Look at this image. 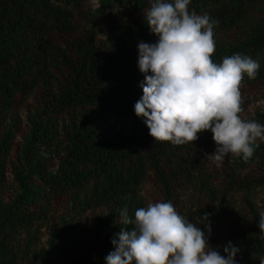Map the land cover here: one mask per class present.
I'll use <instances>...</instances> for the list:
<instances>
[{
  "label": "trees",
  "instance_id": "16d2710c",
  "mask_svg": "<svg viewBox=\"0 0 264 264\" xmlns=\"http://www.w3.org/2000/svg\"><path fill=\"white\" fill-rule=\"evenodd\" d=\"M98 1L0 0V264H107L112 241L132 227L120 212L134 220L148 204L147 181L214 250L226 256L231 242L236 264H260L264 141L248 162L231 156L219 167L207 157L211 131L185 145L155 141L135 113L138 44L158 41L144 17L150 0ZM189 9L218 22L214 63L241 54L260 64L256 79L245 75L240 115L264 125V109L245 118L264 91V0H191ZM108 117L131 128L116 131Z\"/></svg>",
  "mask_w": 264,
  "mask_h": 264
},
{
  "label": "clouds",
  "instance_id": "9594fccd",
  "mask_svg": "<svg viewBox=\"0 0 264 264\" xmlns=\"http://www.w3.org/2000/svg\"><path fill=\"white\" fill-rule=\"evenodd\" d=\"M150 3L144 17L158 41L138 44V68L145 79L136 115L144 118L155 141L185 145L195 143L198 133L211 131L217 147L207 157L218 167L230 154L248 162L257 141H264V125L241 117V87L245 75L256 79L260 64L241 54L214 63L218 22L190 10L191 0ZM120 220L132 227L121 228L118 240L112 241L115 250L106 256L107 264H236L238 247L229 242L227 255H221L197 223L171 202L148 203L135 211L134 220L125 207ZM258 227L264 233V210ZM259 260L264 264V256Z\"/></svg>",
  "mask_w": 264,
  "mask_h": 264
},
{
  "label": "rangeland",
  "instance_id": "374dc122",
  "mask_svg": "<svg viewBox=\"0 0 264 264\" xmlns=\"http://www.w3.org/2000/svg\"><path fill=\"white\" fill-rule=\"evenodd\" d=\"M89 1L94 7L99 6L98 0H89ZM250 100L251 101H250V104L247 108V113L245 114V118L248 117L249 115H253L258 109H264V91L257 93V94H253V96ZM28 103L33 104L34 99L29 98ZM26 114H27V112L25 111L23 113V115L26 116ZM108 119L113 123L116 131L126 132L131 128L132 120H130V119H120V118L111 119L109 117H108ZM140 119H143V118H140ZM21 134H22V132H18L17 138H20ZM231 156H234V155L230 154L228 157H231ZM10 178H12L11 174H10ZM142 193L145 196L147 203L157 202V197L155 195L154 187L150 181H147L143 184ZM260 197L264 198V195H260ZM233 201L236 204H240L241 203V197L236 196L233 198ZM219 227H222V224H219ZM44 239H46V235H45Z\"/></svg>",
  "mask_w": 264,
  "mask_h": 264
}]
</instances>
